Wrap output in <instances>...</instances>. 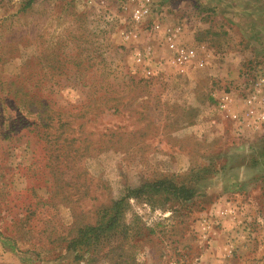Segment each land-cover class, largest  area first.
I'll return each mask as SVG.
<instances>
[{
  "label": "rangeland",
  "instance_id": "obj_1",
  "mask_svg": "<svg viewBox=\"0 0 264 264\" xmlns=\"http://www.w3.org/2000/svg\"><path fill=\"white\" fill-rule=\"evenodd\" d=\"M125 1L0 0V234L15 245L0 238V264H264L257 141L231 133L212 96L242 95L264 75V0H153L144 25ZM168 27L205 47L206 62L209 47L247 50L240 60L214 52V68L230 72L217 82L206 65L180 75L168 64ZM131 30L138 37L125 40ZM16 97L52 103L54 147ZM193 170L194 199L130 198L111 237L70 248L129 190Z\"/></svg>",
  "mask_w": 264,
  "mask_h": 264
},
{
  "label": "trees",
  "instance_id": "obj_2",
  "mask_svg": "<svg viewBox=\"0 0 264 264\" xmlns=\"http://www.w3.org/2000/svg\"><path fill=\"white\" fill-rule=\"evenodd\" d=\"M14 98L16 109H20L22 115H27L28 117H34V121L31 125L34 127L35 131L40 140L45 141L50 147H54V144L59 142L58 139L61 137H56L54 130L57 129L59 125L58 121L55 124V115L52 107V103L49 101L34 100V98ZM3 104V103H1ZM26 119V116L22 117ZM60 122V121H59ZM256 155L254 161L256 163H261L264 165V139L257 146ZM50 158H53L50 152ZM201 173L195 170L190 172L188 179L183 181H177L171 178H164L154 182L146 183L140 188L135 190H129L126 196L113 204L110 210H106L100 221L96 226L88 227L81 231L80 239L72 240L70 248L76 252H80L77 248L81 247L84 249L85 246H91L99 241L100 238H109L113 235L118 227L119 221L123 215V206L128 204L130 198H143L147 202L154 199H159L163 201H190L194 199L197 193L198 181L201 180ZM45 181H47L45 179ZM111 216L108 220V214ZM104 220V222H103ZM1 241L5 246L10 247L12 250L15 249L12 239L5 235V233L0 234ZM90 250H86L89 252Z\"/></svg>",
  "mask_w": 264,
  "mask_h": 264
},
{
  "label": "built area",
  "instance_id": "obj_3",
  "mask_svg": "<svg viewBox=\"0 0 264 264\" xmlns=\"http://www.w3.org/2000/svg\"><path fill=\"white\" fill-rule=\"evenodd\" d=\"M153 0H126L123 3L124 9L131 8V19L137 25H144L148 22L153 12ZM160 29L159 25H155V31ZM181 28L166 29L165 44L171 53L168 58V64L176 70L180 75H184L196 63L199 67L203 68L206 65L205 58L200 54L204 52L205 47L194 49L179 43L178 33ZM125 40L131 38L136 39L138 33L131 30L122 33ZM153 54V49L147 47L143 51H137L135 54V62L138 65L145 64ZM151 71H147L150 73ZM261 74V73H259ZM254 73L249 77V87L243 91V102L246 107L245 114L250 120L251 126L255 129L264 127V75ZM230 100L227 96L223 97L219 103V109L223 112L228 111ZM231 118L240 121L241 118L238 114H232Z\"/></svg>",
  "mask_w": 264,
  "mask_h": 264
},
{
  "label": "crops",
  "instance_id": "obj_4",
  "mask_svg": "<svg viewBox=\"0 0 264 264\" xmlns=\"http://www.w3.org/2000/svg\"><path fill=\"white\" fill-rule=\"evenodd\" d=\"M208 49H209V53H210V56H209L210 61L206 62V67L203 70L209 71L211 68H213L211 74H213L214 76H217V79L215 80L217 82L219 80L218 77L223 78L225 75L229 74L230 72L228 71V69H226V71H225L223 69L220 70V67H218V69L214 68V65H213L214 61L212 62V60L214 58L215 53L218 54V52H220V54L223 53L224 56L230 55L232 53H236V54H239V57L237 56V58H239V60H240L241 52L246 51L247 47H234V46L229 45L227 47H209ZM243 58H244V56H241V59H243ZM235 62H239V61L237 60ZM196 65L197 64L193 65L194 66L193 72L195 70H200V69L196 68ZM226 68H234V66L227 65ZM230 77H231V75H230ZM212 96L215 98L216 101H218V104L220 103V101L223 97L227 96L229 98L230 103L228 105V111L223 112L220 109L219 110L221 113L224 114L225 118L228 121H231V122H229L231 124V130H232L231 133L235 134L237 131H239V132H241L242 136H245L247 141L249 140L248 141L249 143L254 141V140L257 141V146H258V143L259 142L261 143V140L264 139V127L255 129V127L251 126L250 120L246 117V114H245L246 107H245L244 102H243V97H244L243 94L240 95L239 91L238 92H229L228 94L225 92L219 93V91H217ZM232 114H238L240 116L241 120L240 121L233 120L231 118ZM232 128L235 130H233ZM227 131H228V129L226 128L224 130V132H227ZM250 146L255 147L252 144H250Z\"/></svg>",
  "mask_w": 264,
  "mask_h": 264
}]
</instances>
